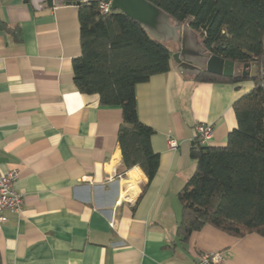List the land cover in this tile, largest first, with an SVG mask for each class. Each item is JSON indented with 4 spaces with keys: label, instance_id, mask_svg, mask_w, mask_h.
I'll list each match as a JSON object with an SVG mask.
<instances>
[{
    "label": "crops",
    "instance_id": "1",
    "mask_svg": "<svg viewBox=\"0 0 264 264\" xmlns=\"http://www.w3.org/2000/svg\"><path fill=\"white\" fill-rule=\"evenodd\" d=\"M77 10L0 0V20L21 38L0 33V173L18 171L14 190L23 199L0 230V264H196L210 253H221L220 264H264L257 234L236 239L207 226L187 243L176 236L195 126H212L206 146H224L237 126L232 105L253 83L197 81L171 61L135 88L138 119L154 132L157 172L151 181L137 167L123 172L121 110L73 83ZM169 41L173 54L179 44Z\"/></svg>",
    "mask_w": 264,
    "mask_h": 264
},
{
    "label": "trees",
    "instance_id": "2",
    "mask_svg": "<svg viewBox=\"0 0 264 264\" xmlns=\"http://www.w3.org/2000/svg\"><path fill=\"white\" fill-rule=\"evenodd\" d=\"M77 5L81 53L72 60L73 83L85 95H97L103 107L121 110L117 141L121 170L139 168L148 181L155 176L159 155L150 144L153 130L137 115L135 88L170 70L171 50L125 14L103 13L102 0H66ZM171 24H188L205 51L240 65L264 59V0H146ZM0 33L19 43L20 29L0 20ZM197 81L253 88L232 105L237 126L222 147L190 149L193 174L177 195L181 207L176 236L212 227L239 239L264 238V85L256 78L233 79L202 72Z\"/></svg>",
    "mask_w": 264,
    "mask_h": 264
},
{
    "label": "water",
    "instance_id": "3",
    "mask_svg": "<svg viewBox=\"0 0 264 264\" xmlns=\"http://www.w3.org/2000/svg\"><path fill=\"white\" fill-rule=\"evenodd\" d=\"M31 2L37 9L71 4L66 0H31ZM110 9L119 11L136 21L151 37L178 43L179 49L171 55V61L182 76H198L205 71L225 78L252 79L260 73L264 85V59L260 65L258 63L240 65L210 55L187 23L182 26L179 24L171 26L168 17L146 0H112Z\"/></svg>",
    "mask_w": 264,
    "mask_h": 264
},
{
    "label": "built area",
    "instance_id": "4",
    "mask_svg": "<svg viewBox=\"0 0 264 264\" xmlns=\"http://www.w3.org/2000/svg\"><path fill=\"white\" fill-rule=\"evenodd\" d=\"M112 0H102L99 5L103 13H108ZM212 126L208 124H197L195 126V140L200 145H205L211 138ZM169 148L177 149L174 140H168ZM18 171L10 170L0 173V230L7 222V213H20L23 206L21 195L16 193L14 185L18 179ZM223 260L221 253L203 254L196 264H220Z\"/></svg>",
    "mask_w": 264,
    "mask_h": 264
},
{
    "label": "rangeland",
    "instance_id": "5",
    "mask_svg": "<svg viewBox=\"0 0 264 264\" xmlns=\"http://www.w3.org/2000/svg\"><path fill=\"white\" fill-rule=\"evenodd\" d=\"M163 44H165L167 47H169V45H170V41L169 40H167V39H161L160 40Z\"/></svg>",
    "mask_w": 264,
    "mask_h": 264
},
{
    "label": "flooded vegetation",
    "instance_id": "6",
    "mask_svg": "<svg viewBox=\"0 0 264 264\" xmlns=\"http://www.w3.org/2000/svg\"><path fill=\"white\" fill-rule=\"evenodd\" d=\"M202 72H204V71H202ZM202 72H201V73H202ZM201 73H200V74H201ZM200 74H199V75H200ZM199 75H198V76H199Z\"/></svg>",
    "mask_w": 264,
    "mask_h": 264
}]
</instances>
